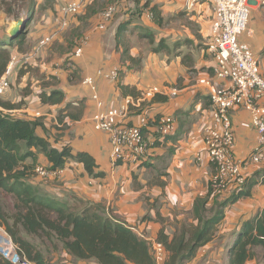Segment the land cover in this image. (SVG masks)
Returning a JSON list of instances; mask_svg holds the SVG:
<instances>
[{"label": "crops", "instance_id": "0c3cea01", "mask_svg": "<svg viewBox=\"0 0 264 264\" xmlns=\"http://www.w3.org/2000/svg\"><path fill=\"white\" fill-rule=\"evenodd\" d=\"M93 1L90 0L89 4ZM257 1L251 7L248 30L238 39L254 52L260 70L264 72V5L260 4L264 0ZM37 2L36 11L45 1ZM113 5L116 13L103 28L100 27V9L95 10L92 5L86 7L79 21L73 20L71 26L76 28V33L71 46L74 48L78 42L73 51L80 49L81 55L71 60L75 65L76 79L81 81L69 86L67 79L62 78L61 90L65 102L56 106L42 104L38 97L41 91L33 85L31 98L25 100L27 103L21 108L11 110L10 116L39 120L42 127L35 130L38 137L47 140L57 150L67 145L73 154L81 152L90 155L96 166L95 172L102 174L101 177H91L82 164L68 160L60 179L45 183H39L38 178L30 180L40 196L61 204L69 199L83 206H97L101 214L110 220L136 226L144 241L150 245L157 240L161 230L171 236L182 224L197 225L201 217V213L195 210L198 201L204 209L202 218L205 220L212 217V207L216 203L228 198L227 194L210 191L209 181L215 167L209 163L203 149V134L211 123L213 110L208 98V83L214 82V61L207 52V45L211 41L215 14L209 3H200L188 9L186 0H114ZM151 8L159 12L161 24H156L151 18ZM53 13L50 9L44 16L47 17V26L53 24ZM15 22L13 12L8 14L0 9V42L9 39V31ZM123 23L127 24L126 31L116 49L115 33ZM40 28L34 23L31 26L33 35L40 33ZM83 39L84 44H79ZM59 40L62 41L60 37ZM123 46L131 58L141 61L139 68H134L129 61L122 62ZM43 52L30 59L31 62L44 57ZM11 54L20 55L14 47ZM115 68L121 72L117 81L98 76V72L108 73ZM40 70L43 72V67L40 66ZM47 70L50 72V69ZM13 73L14 70L11 75ZM86 77L94 79L104 108L124 107L128 110L127 123L137 125L138 115L142 113L152 121L171 116L176 124L175 134L159 139L155 124L151 123L142 131L148 146L141 154L140 162L136 166H113L109 137L106 133L95 131L91 122L96 106L90 90L82 85ZM118 84L124 87V92ZM219 85L220 88L228 87L229 83L221 81ZM154 86L163 94L146 103L136 104L139 94ZM165 87L177 88V96H168ZM66 103H80L82 111L76 120L65 117L58 122V112ZM0 111L5 114L10 112L1 107ZM231 119L235 155L244 159L256 146L250 116L245 110L236 109ZM36 163L51 166L42 154L37 155ZM244 172L256 184L249 189L248 196L225 206L214 238L198 249L187 264H229L228 252L242 223L264 208L263 170L250 165L245 167ZM255 250L262 251V256L245 264H264V250Z\"/></svg>", "mask_w": 264, "mask_h": 264}, {"label": "trees", "instance_id": "16d2710c", "mask_svg": "<svg viewBox=\"0 0 264 264\" xmlns=\"http://www.w3.org/2000/svg\"><path fill=\"white\" fill-rule=\"evenodd\" d=\"M5 1L0 0V5ZM12 12L11 7L6 10L8 14ZM150 14L156 24H161L160 14L156 8H151ZM126 25L123 23L117 28L116 49L119 39L126 31ZM24 38L20 32L17 36L0 42V77L12 57L13 47L19 51ZM123 48L122 62L129 61L134 68H139L141 61L131 58L127 49L124 46ZM75 70L72 69V73ZM120 75L121 72L118 79ZM117 86L124 92V87L119 84ZM38 97L44 105L56 106L65 102L64 93L58 89H53L49 93L41 92ZM76 104L66 103L58 112V122L65 117L72 121L78 119L82 105ZM22 106L24 105L15 106L0 101V107L7 111ZM38 127H42L39 120L13 118L0 111V193L11 195L14 201L11 216L5 213L0 201V227L5 228L7 235L17 246L20 257L33 264H46L41 252L27 239L22 238L19 235L21 232L29 238L57 241L66 254L76 261L93 260L97 264H155L149 244L119 221L114 222L103 213L98 215L94 211V208L99 210L97 206L87 207L80 203L83 208L74 214L65 204L37 194L30 184L34 175L33 165H27L26 161L31 160L32 164H35L38 154L45 156L52 169L63 168L68 160H74L83 165L89 176L94 178L102 176L101 173L95 172L96 166L90 155L81 152L73 154L67 145L60 150L52 148L47 140L35 134ZM255 184L256 181L247 179L245 190L228 195L224 202L216 203L212 207V217L205 220L202 218L204 209L198 201L195 210L201 213V217L198 218L197 225L182 224L171 236L161 230L156 241L163 245L166 252L163 264H187L191 261L198 249L214 238L225 206L240 197L248 196L249 189ZM256 248L264 250V208L253 218L242 223L228 252L229 264H245L254 259ZM0 264L11 263L0 258Z\"/></svg>", "mask_w": 264, "mask_h": 264}, {"label": "built area", "instance_id": "2783aa9c", "mask_svg": "<svg viewBox=\"0 0 264 264\" xmlns=\"http://www.w3.org/2000/svg\"><path fill=\"white\" fill-rule=\"evenodd\" d=\"M63 4L60 7L62 24L60 29L67 26L66 19L80 13L89 0H56ZM212 5L215 23L212 27L211 41L207 45V52L212 57L214 65L213 83L209 85V101L212 106L211 123L203 134V149L209 163L215 167V173L209 181V188L213 193L232 195L245 190L244 185L248 176L245 167L258 166L264 175V72L260 70L257 56L250 47L239 41L238 37L246 33L250 19L251 7L257 0H186L188 9L200 3ZM264 5V2H260ZM116 13L115 5L107 7L101 13L100 27H105ZM151 16V14H150ZM55 34L45 37L28 54L12 56L4 74L0 77V96L10 87L9 78L16 64L32 59L48 46ZM80 42V44H84ZM81 50L73 54L79 57ZM120 70L115 68L108 73L98 72L99 77L109 81H117ZM227 81L228 87H221L219 82ZM82 85L90 90L91 99L96 106V112L91 118L95 131L106 133L111 147L110 162L113 166L123 164L136 166L140 162L141 154L148 143L143 136V129L151 123L159 139L172 136L176 132V124L171 116H162L158 121H152L146 114L138 115V124L126 122L128 110L122 108H104L96 83L93 78L86 77ZM170 97H176V88L165 87ZM163 94L158 87H150L143 91L136 99V104L151 101L156 95ZM136 107V106H135ZM141 109V105L138 106ZM236 109L245 110L250 116V124L256 137V146L250 154L239 159L235 155V133L231 114ZM34 176L38 179L56 180L62 177L64 168L52 169L36 165ZM264 177V176H263ZM139 238L136 226L124 225ZM150 253L155 264H163L166 252L162 244L154 241L150 243ZM0 258L11 264H33L20 257L17 246L10 237L0 241Z\"/></svg>", "mask_w": 264, "mask_h": 264}, {"label": "rangeland", "instance_id": "374dc122", "mask_svg": "<svg viewBox=\"0 0 264 264\" xmlns=\"http://www.w3.org/2000/svg\"><path fill=\"white\" fill-rule=\"evenodd\" d=\"M44 1L45 2L41 4L40 10L38 11L35 10L38 6L37 0H6L2 5H0V9H3L4 11L10 9L11 7L13 16L16 18V21H20V27H22L23 25H29L28 28L20 30V32H22V36L25 37L22 46L19 47V51L17 50L21 55L32 52L42 39L55 34V39H53V41L48 46L42 49L44 50L43 53H45V56L42 58L40 57L41 61L38 58L33 63L31 62V60H28L27 62L22 61L15 65L13 69L14 73L9 79L10 87L3 96H0V101L7 102L15 106L25 105L27 103L26 101L31 98L30 96L31 93H33V85H35V87H39V91L44 93H49L51 90L56 88H59L60 91H62V78L67 79L69 86L80 84L81 80L76 79L77 74L75 72L72 73V69H75L73 68L75 67V65L73 64L71 58H73V50L75 47H77L78 43L76 42V46L74 48L72 47L73 45L71 46L74 38L73 36L76 33V28H74V26H71L73 24V20L76 19L77 21H79L82 18V14L84 13L86 7L89 8L92 5L95 10L100 9L99 13L101 14L107 7L113 5L114 2V0H94L93 2H91V4H89V0L84 9L80 13L68 17L66 19L67 26L64 29H60V25L63 22L60 14V7L63 3L61 1L56 2V0ZM10 3L12 4V6H10ZM50 9L54 12V21L52 26H47V17L44 16ZM34 23L39 24L40 27H42L40 28L41 32L36 34V36L35 34L33 35V30L31 29V26ZM78 31L79 33L81 32L80 28L78 29ZM29 37L32 38H30L29 40ZM59 37L62 39L61 42H59ZM84 40L85 39L80 42H83ZM14 48L16 49V47ZM40 66L43 67V72H41ZM47 68L50 69V72L47 70ZM54 73L56 75H54ZM67 87L68 86L66 85V88ZM12 111L7 112L6 114L11 115L10 113ZM16 114L18 115V113ZM26 164L33 165V170L36 165H39L37 163L32 164L31 160H27ZM35 178L37 177L33 175V180ZM38 180L39 183H45L48 182L49 179ZM35 190L37 192L36 188ZM0 201L5 210V213H7L8 216H11L13 214L14 208V201L12 199V196L1 192ZM64 201L65 206L74 214L79 213L83 208L80 203H77L73 200L67 199ZM99 210H96L94 208V211L98 215H101V212ZM19 235L31 242L36 247V249L41 252L46 264H97L93 260L76 261L72 259L66 254L61 244L53 239L29 238L21 232L19 233ZM5 237L9 236L6 233L5 228L0 227V241ZM257 250H255V254L256 257L259 258L262 256L263 252Z\"/></svg>", "mask_w": 264, "mask_h": 264}, {"label": "water", "instance_id": "95a60500", "mask_svg": "<svg viewBox=\"0 0 264 264\" xmlns=\"http://www.w3.org/2000/svg\"><path fill=\"white\" fill-rule=\"evenodd\" d=\"M27 27H28L27 25H23L22 27H20V21H16L9 31V36L15 37L20 33V30H24Z\"/></svg>", "mask_w": 264, "mask_h": 264}]
</instances>
